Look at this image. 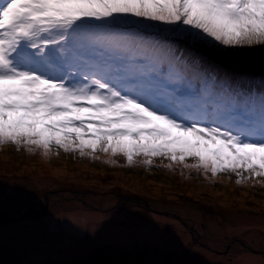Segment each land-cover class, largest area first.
<instances>
[{
    "label": "snow or ice",
    "instance_id": "snow-or-ice-1",
    "mask_svg": "<svg viewBox=\"0 0 264 264\" xmlns=\"http://www.w3.org/2000/svg\"><path fill=\"white\" fill-rule=\"evenodd\" d=\"M254 46L264 0H3L0 145L264 175V79L214 59Z\"/></svg>",
    "mask_w": 264,
    "mask_h": 264
},
{
    "label": "rangeland",
    "instance_id": "rangeland-1",
    "mask_svg": "<svg viewBox=\"0 0 264 264\" xmlns=\"http://www.w3.org/2000/svg\"><path fill=\"white\" fill-rule=\"evenodd\" d=\"M214 59L226 70L264 79V46ZM197 163L142 153L129 162L100 146L83 154L52 146L45 155L23 143L0 145V220H7L0 221V259L264 264V175L227 169L213 176L191 167ZM72 209L88 214L78 218Z\"/></svg>",
    "mask_w": 264,
    "mask_h": 264
},
{
    "label": "bare ground",
    "instance_id": "bare-ground-1",
    "mask_svg": "<svg viewBox=\"0 0 264 264\" xmlns=\"http://www.w3.org/2000/svg\"><path fill=\"white\" fill-rule=\"evenodd\" d=\"M53 224H56L55 222H52ZM51 223V224H52ZM158 230L156 229V230H153V233H154V236H156V232H157ZM181 247H182V245H181ZM160 248H162V247H160ZM36 255V256H38V257H42L41 256V254L40 253H38V252H34L33 251V255ZM29 257H24L23 259H22V261H24V260H26V259H28ZM56 258H61V256H57ZM241 260H244V261H252L251 259H249V258H244V259H241ZM238 261H240V260H238ZM161 262V261H160ZM198 262H199V264H202L204 261H202V260H200V261H197L196 263L195 262H192V264H198ZM161 264V263H160Z\"/></svg>",
    "mask_w": 264,
    "mask_h": 264
},
{
    "label": "water",
    "instance_id": "water-1",
    "mask_svg": "<svg viewBox=\"0 0 264 264\" xmlns=\"http://www.w3.org/2000/svg\"><path fill=\"white\" fill-rule=\"evenodd\" d=\"M146 208H148V205H146ZM30 214H32V211L30 210V211H27L26 213H25V215H24V217H27L28 215H30ZM173 217H175V216H173ZM176 218V217H175ZM1 222H5V221H7V220H5V219H2V220H0Z\"/></svg>",
    "mask_w": 264,
    "mask_h": 264
}]
</instances>
